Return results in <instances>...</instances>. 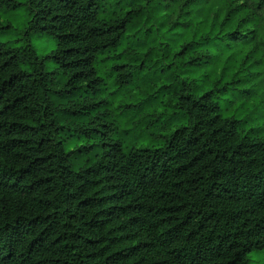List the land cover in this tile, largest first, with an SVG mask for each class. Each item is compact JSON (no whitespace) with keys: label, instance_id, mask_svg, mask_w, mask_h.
<instances>
[{"label":"trees","instance_id":"obj_1","mask_svg":"<svg viewBox=\"0 0 264 264\" xmlns=\"http://www.w3.org/2000/svg\"><path fill=\"white\" fill-rule=\"evenodd\" d=\"M112 2L27 0L28 33L56 49L0 43V264H251L264 252V0Z\"/></svg>","mask_w":264,"mask_h":264},{"label":"rangeland","instance_id":"obj_2","mask_svg":"<svg viewBox=\"0 0 264 264\" xmlns=\"http://www.w3.org/2000/svg\"><path fill=\"white\" fill-rule=\"evenodd\" d=\"M16 3V6L12 9L5 10L2 9L0 11L1 16V22L4 26H7V29H4L2 32H0V43L1 44H9L13 47H20L23 46L26 43H29L33 49L36 52V55L38 58L42 59L47 56H49L55 49H56V41L53 37L45 35V34H31L28 33V26L29 22L31 21V15L29 12L27 0H13ZM113 0H107V3L112 4ZM238 3L241 2V0H236ZM55 64L51 61L45 62V69L47 72H54L55 70ZM113 89H110V92L113 93L115 91H112ZM131 94L127 93V95L119 94L111 97V101L109 99V95H106L105 98L109 99L110 106L107 107V110L110 112L111 115L118 114L119 112H115V110L120 105H130L133 104L131 101ZM227 103V102H226ZM240 103L241 101H236L234 103H230L228 106L227 104L223 103V114L228 116L229 113H235L240 109ZM227 106V107H226ZM264 109V105L261 106V112ZM259 114H262V113ZM228 113V114H227ZM247 115V111L245 109H241L239 111L238 117L244 118ZM258 126L264 125V120H258V123L256 124ZM114 135L115 138V132L111 133ZM94 140H87L84 138V140L77 141L72 147H70L71 151L78 148L79 146L84 145H93ZM144 143L141 141H134L133 139L125 140L124 142V149L127 150L130 147H141ZM102 149L99 150H92L88 151L85 154H82V157L73 161V168L75 170H79V168L83 165V162L88 161L92 159L94 156L99 155L101 153ZM251 264H264V252L258 253L254 252L249 257Z\"/></svg>","mask_w":264,"mask_h":264}]
</instances>
